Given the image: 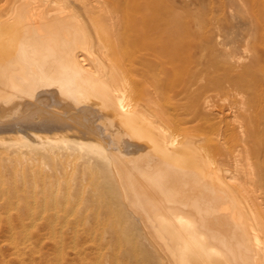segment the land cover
I'll return each mask as SVG.
<instances>
[{"label": "bare ground", "instance_id": "6f19581e", "mask_svg": "<svg viewBox=\"0 0 264 264\" xmlns=\"http://www.w3.org/2000/svg\"><path fill=\"white\" fill-rule=\"evenodd\" d=\"M247 19L0 0V205L39 234L125 218L145 264H264V27Z\"/></svg>", "mask_w": 264, "mask_h": 264}, {"label": "rangeland", "instance_id": "374dc122", "mask_svg": "<svg viewBox=\"0 0 264 264\" xmlns=\"http://www.w3.org/2000/svg\"><path fill=\"white\" fill-rule=\"evenodd\" d=\"M178 2L181 12L192 11L204 15L210 20L215 30L227 26L246 30L247 25H250L247 19L249 16L260 17V23H256V27L259 30L264 27V0H178ZM245 38H242L243 44L251 47L258 41L254 35ZM5 175L16 177L9 173ZM18 210V207L9 204L0 205L2 215L0 217V264H145L146 262L142 254L137 251L138 242L133 239L135 238L133 231L128 227L130 223L125 218L105 216L102 219L94 218V220L83 222L68 220V218L58 219L52 225L54 229L51 227L48 233L39 234L37 232L39 222L34 221V223L33 219L19 222L15 216ZM31 211L34 213L35 209ZM30 227L33 228L30 229Z\"/></svg>", "mask_w": 264, "mask_h": 264}]
</instances>
